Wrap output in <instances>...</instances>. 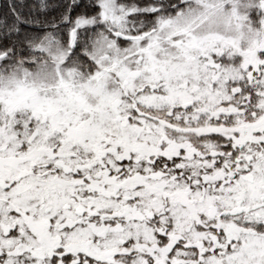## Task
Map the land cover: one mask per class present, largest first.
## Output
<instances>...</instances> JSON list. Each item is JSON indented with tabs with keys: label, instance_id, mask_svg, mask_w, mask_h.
Segmentation results:
<instances>
[{
	"label": "snow or ice",
	"instance_id": "6c2138e0",
	"mask_svg": "<svg viewBox=\"0 0 264 264\" xmlns=\"http://www.w3.org/2000/svg\"><path fill=\"white\" fill-rule=\"evenodd\" d=\"M0 264H264V0H0Z\"/></svg>",
	"mask_w": 264,
	"mask_h": 264
}]
</instances>
